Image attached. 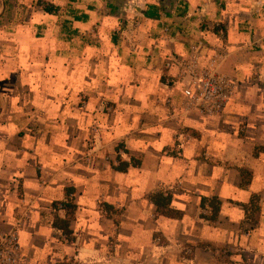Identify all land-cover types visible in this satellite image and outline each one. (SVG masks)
I'll use <instances>...</instances> for the list:
<instances>
[{"label": "crops", "instance_id": "obj_1", "mask_svg": "<svg viewBox=\"0 0 264 264\" xmlns=\"http://www.w3.org/2000/svg\"><path fill=\"white\" fill-rule=\"evenodd\" d=\"M189 69L229 79L220 110L185 96ZM262 146L264 0H0V232L24 264H183L186 244L190 264H221L223 244L264 264ZM67 190L70 240L54 225Z\"/></svg>", "mask_w": 264, "mask_h": 264}, {"label": "built area", "instance_id": "obj_2", "mask_svg": "<svg viewBox=\"0 0 264 264\" xmlns=\"http://www.w3.org/2000/svg\"><path fill=\"white\" fill-rule=\"evenodd\" d=\"M203 47H206L204 39H199L191 45L192 65L197 62ZM173 61L176 63L179 60L173 59ZM189 70L188 78L182 81L186 86L183 90L185 96L203 107L212 106L220 110L231 94L229 79L208 72L196 75L194 69ZM24 259L18 231L0 232V264H24Z\"/></svg>", "mask_w": 264, "mask_h": 264}, {"label": "trees", "instance_id": "obj_3", "mask_svg": "<svg viewBox=\"0 0 264 264\" xmlns=\"http://www.w3.org/2000/svg\"><path fill=\"white\" fill-rule=\"evenodd\" d=\"M47 11H51L50 7L45 8ZM264 150V146L257 147L255 150V154H257L259 151ZM138 164V163H137ZM125 165L127 166L128 163L122 162L119 166H117L118 169L124 170ZM242 175V185L245 186L249 183V172H247L245 169L240 170ZM67 197L66 200L61 202V208L65 211V217L56 216L54 220V225L58 229H61L67 239H71V230L69 228L70 221L72 217L74 216L75 210H76V204L71 197V191L67 190ZM151 199L153 203L157 207V212L159 215L167 216L169 218L174 219H180L183 217L184 212L182 210L174 208L172 203V197L169 194H164L163 192H155L151 194ZM53 207L55 209H58V203H54ZM201 207L208 210V215H205L204 217L209 220L212 223H215L218 219V215L221 208V202L217 197L207 198L203 197L201 200ZM245 210L247 211L250 219L254 222L257 221L258 215L260 212V205H259V197L254 196L249 204L244 205Z\"/></svg>", "mask_w": 264, "mask_h": 264}, {"label": "rangeland", "instance_id": "obj_4", "mask_svg": "<svg viewBox=\"0 0 264 264\" xmlns=\"http://www.w3.org/2000/svg\"><path fill=\"white\" fill-rule=\"evenodd\" d=\"M215 30L219 32V34L223 37L225 36V27L220 24H215ZM168 84H173V81L171 79L165 81ZM158 242H162L159 240ZM215 257L216 260L221 262V264H235L236 261L241 263L243 261L242 256L239 252H231L227 244H223L217 247ZM233 253V254H232ZM236 254L234 257L232 255ZM175 256L179 257L180 260L183 262V264H190V259L194 256L193 247L189 244L183 245L182 248L178 250L174 254Z\"/></svg>", "mask_w": 264, "mask_h": 264}]
</instances>
